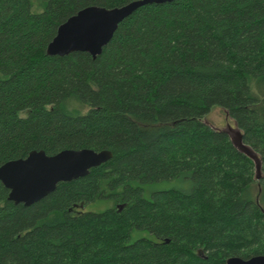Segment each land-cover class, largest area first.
<instances>
[{
	"label": "trees",
	"instance_id": "obj_1",
	"mask_svg": "<svg viewBox=\"0 0 264 264\" xmlns=\"http://www.w3.org/2000/svg\"><path fill=\"white\" fill-rule=\"evenodd\" d=\"M0 0V165L32 150H109L25 206L0 182L1 264H226L264 255V0L138 7L96 57L47 55L81 8L133 0ZM214 105L240 133L204 121ZM186 180L189 187L144 185ZM111 200L99 211L83 207ZM146 230L152 238L137 237Z\"/></svg>",
	"mask_w": 264,
	"mask_h": 264
},
{
	"label": "water",
	"instance_id": "obj_2",
	"mask_svg": "<svg viewBox=\"0 0 264 264\" xmlns=\"http://www.w3.org/2000/svg\"><path fill=\"white\" fill-rule=\"evenodd\" d=\"M171 1L133 0L114 8L97 5L81 8L58 26L46 47V54L64 56L80 51L96 58L111 40L118 24L138 7ZM238 137L239 140L234 139V143L255 160L258 173L257 157L242 144L239 132ZM111 156L109 150L95 151L90 148L64 149L53 155H47L43 150H32L24 158L0 165V182L9 190V200L29 206L53 192L59 182L84 177L91 168L106 162ZM226 264H264V255L247 259L232 256L226 260Z\"/></svg>",
	"mask_w": 264,
	"mask_h": 264
},
{
	"label": "rangeland",
	"instance_id": "obj_3",
	"mask_svg": "<svg viewBox=\"0 0 264 264\" xmlns=\"http://www.w3.org/2000/svg\"><path fill=\"white\" fill-rule=\"evenodd\" d=\"M31 10L33 12H41L44 10V2L42 0H30ZM204 121L213 128L226 129L231 135V138L239 140L238 132L239 130L235 126L234 121L229 118L222 108L214 105L205 114ZM260 165V163H259ZM260 171V167H259ZM189 187V182L186 180H169V181H159L152 184L144 185V196L149 198L152 191L165 190L170 188H184ZM112 206L111 200H97L95 202H90L83 207L84 211H95L99 212L108 207ZM137 237H148L152 238V235L146 230H133L131 233L130 241H133Z\"/></svg>",
	"mask_w": 264,
	"mask_h": 264
}]
</instances>
